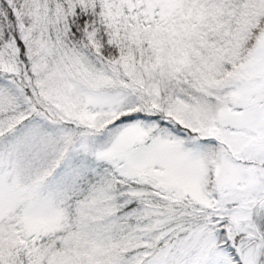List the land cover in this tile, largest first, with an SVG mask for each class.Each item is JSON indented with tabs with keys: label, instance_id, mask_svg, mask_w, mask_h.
Segmentation results:
<instances>
[{
	"label": "snow or ice",
	"instance_id": "snow-or-ice-1",
	"mask_svg": "<svg viewBox=\"0 0 264 264\" xmlns=\"http://www.w3.org/2000/svg\"><path fill=\"white\" fill-rule=\"evenodd\" d=\"M0 264H264V0H0Z\"/></svg>",
	"mask_w": 264,
	"mask_h": 264
}]
</instances>
